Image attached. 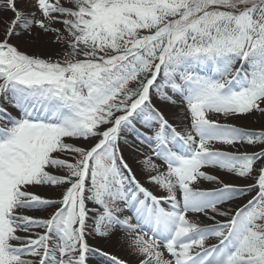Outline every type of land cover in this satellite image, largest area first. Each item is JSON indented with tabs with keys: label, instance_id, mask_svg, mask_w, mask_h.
I'll use <instances>...</instances> for the list:
<instances>
[{
	"label": "snow or ice",
	"instance_id": "obj_1",
	"mask_svg": "<svg viewBox=\"0 0 264 264\" xmlns=\"http://www.w3.org/2000/svg\"><path fill=\"white\" fill-rule=\"evenodd\" d=\"M0 264H264V0H0Z\"/></svg>",
	"mask_w": 264,
	"mask_h": 264
},
{
	"label": "rangeland",
	"instance_id": "obj_2",
	"mask_svg": "<svg viewBox=\"0 0 264 264\" xmlns=\"http://www.w3.org/2000/svg\"><path fill=\"white\" fill-rule=\"evenodd\" d=\"M9 15H10V14H9ZM25 39H27V38H25ZM23 50L27 51L29 54H31V53H33L34 51H36V49H35L33 46H31V45H27V44L24 46ZM241 126H246V127L250 128V129L258 130V129L261 128V123L258 122V121H256V120H247V121H245V123H242ZM242 150H243V149H242ZM248 150H251V149H248ZM145 155H151L150 151L147 150V152H146ZM125 156H126V159H127L128 162H129V164H130L134 169L138 167L137 159H139V157H138V158H134V156H133L131 153H128V152L125 153ZM153 174H154V173H153ZM138 178H140V179L142 180V182H143V177H142V176H140V177H138ZM205 186H207V185H205ZM248 198H250V197H246V198L243 199V200H238V201H236L234 206H239L240 204L245 203L246 200H247ZM211 242H212V241H210V243H211ZM101 243H103V242H101ZM113 245H115V242H114V241H112L110 244H108V245L106 246V250H107V251H110V252H112V253H114V254H116V255H118V256H122V257L128 258V253H127V251L124 250V251L122 252V251H121L122 248H120L121 246H123V248H125L124 245H121V244H120V247H118V246L116 245V246L114 247V250H112L111 248H112Z\"/></svg>",
	"mask_w": 264,
	"mask_h": 264
},
{
	"label": "bare ground",
	"instance_id": "obj_3",
	"mask_svg": "<svg viewBox=\"0 0 264 264\" xmlns=\"http://www.w3.org/2000/svg\"><path fill=\"white\" fill-rule=\"evenodd\" d=\"M233 123H236V124H238V125H241L242 123H245V121H232ZM147 148L145 147L144 149H143V152H144V154H146V152H147ZM121 235H124L123 233H121ZM114 242H115V245H113L112 246V250H114V247L117 245L118 247H120V244L121 245H124L125 246V244H126V242L125 241H120L119 243L114 239L113 240ZM120 248H122V252L124 251V250H126V247L125 248H123V246H121Z\"/></svg>",
	"mask_w": 264,
	"mask_h": 264
}]
</instances>
